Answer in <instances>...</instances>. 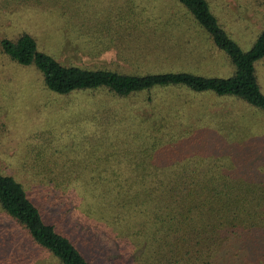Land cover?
<instances>
[{
    "label": "rangeland",
    "instance_id": "obj_1",
    "mask_svg": "<svg viewBox=\"0 0 264 264\" xmlns=\"http://www.w3.org/2000/svg\"><path fill=\"white\" fill-rule=\"evenodd\" d=\"M154 1L166 6V9L162 7L164 11L156 13L158 20L155 23L134 21L137 25L129 30L127 22H124L127 26L118 25L114 19L123 15L125 9L128 11L129 5L134 6V0H84L96 12L88 11L94 18L85 30L91 34L105 31V48L96 54L90 50L65 51L57 59L123 73L185 71L215 77L232 73L227 56L214 47L207 33L181 5H174L173 0ZM206 1L217 23L242 50H247L264 27V0ZM15 3V0H0V37L13 36L24 29L36 36L38 48L44 45L43 49L54 50L59 40L55 32L50 30L43 42L49 34L44 32L49 28L46 19L52 22L44 15L56 13L25 8L20 3L16 7L18 3ZM261 59L254 67L264 93V57ZM105 109L111 110V123L106 129ZM113 114L118 119L120 116L119 120L124 119V124L116 119L112 122ZM88 120L95 123L90 124ZM114 125L120 131L134 128L139 135L141 130H146L148 136L161 130L170 132L169 153L184 150L186 156L199 152V148L262 145L264 140L262 114L233 97L172 86L118 98L104 92L65 96L44 89L40 74L31 65H16L0 53V170L19 180L29 193L35 185L28 180L38 176H56L63 170L81 179L84 187L83 193L78 192V198L83 200L78 199L75 225L70 219L67 221L51 212L56 207L46 208L39 193L32 195L38 198L33 202L42 218L57 231L64 230L62 233L87 260L93 264H202L203 259L204 264H264V207L254 204L240 218L241 222L245 221L244 227L224 238V247H210L206 251L202 246L186 256L177 255L178 260L167 251L170 244L158 232L149 241L139 237L144 239L139 252L138 249L130 251L136 238L124 235L135 230L141 221L139 218L120 220L115 228L114 232L124 234L119 238L126 240L127 251H123L121 240L99 231L102 228L105 231V157L115 156L124 146L113 137ZM125 143L132 146L130 141ZM88 199L95 207L92 212L85 205ZM76 220L87 228H80ZM0 222L9 234L18 230L10 225V220L1 218Z\"/></svg>",
    "mask_w": 264,
    "mask_h": 264
},
{
    "label": "trees",
    "instance_id": "obj_2",
    "mask_svg": "<svg viewBox=\"0 0 264 264\" xmlns=\"http://www.w3.org/2000/svg\"><path fill=\"white\" fill-rule=\"evenodd\" d=\"M15 2L18 3L16 7L20 3L25 8L56 13L55 16L44 15L52 22L46 19L49 28L44 32L49 34L44 36L43 42L49 37L50 30L55 32L59 40L54 50L43 49L44 45L38 48L36 36L24 29L16 35L0 37V53L16 65L34 67L40 74L43 88L50 92L65 96L78 92H104L118 98L153 88L183 87L193 92L236 98L259 110L264 118V93L260 90L254 67L264 57V27L251 46L242 50L217 23L206 0H173L174 5H181L192 21L207 33L214 47L227 56L233 67L232 73L227 77L185 71L123 73L107 68L82 67L57 59L65 51L90 50L96 54L104 50L105 31L91 34L85 30L89 20L94 18L87 14L91 11L89 2ZM134 2V6L129 5L128 11L124 8L125 13L114 19L118 25L127 22L129 26H125L129 30L137 25L135 22L155 23L158 20L156 13L164 11L162 7L166 9L163 2L154 0ZM120 3L122 5L124 1ZM57 26L63 30L59 31ZM109 112L111 110L105 109V129L111 123ZM113 115L112 122L116 119L124 124V119L119 120L120 116L118 119ZM112 129L115 141L123 142L124 146L115 156L105 157V231L103 228L99 231L121 240L123 251H127L126 240L119 236L124 234L114 231L117 223L125 218L141 220L134 231L124 235L136 238L130 251L138 249L139 252L144 240L139 237L149 241L153 239L152 234L158 232L170 244L167 251L178 260L177 255L186 256L202 246L206 251L210 247H224V238L244 227L245 221L241 222L240 218L251 210L249 205L264 207V140L262 145L199 148V152L186 156L184 150L169 153L171 147L168 144L172 137L165 130L148 136L146 130H141L139 135L134 128L120 131L118 125H114ZM33 139L37 137L33 136ZM28 181L35 185L30 187V193L19 180L0 170V220H10V225L18 229L9 234L0 222V264H93L62 233L64 230L57 231L42 218L34 203L38 198L33 197L39 193L46 208L56 207L51 212L62 215L67 221L70 219L75 225L78 199L83 200V197L78 198V192L83 193L84 187L81 179L61 170L56 176H38ZM85 205L90 212L95 208L90 199ZM76 222L80 228H87L84 223Z\"/></svg>",
    "mask_w": 264,
    "mask_h": 264
}]
</instances>
